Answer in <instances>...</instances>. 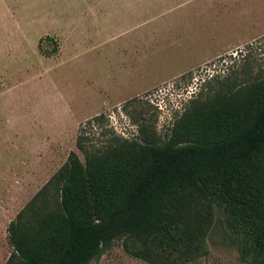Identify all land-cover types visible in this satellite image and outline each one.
Instances as JSON below:
<instances>
[{"label": "rangeland", "instance_id": "1", "mask_svg": "<svg viewBox=\"0 0 264 264\" xmlns=\"http://www.w3.org/2000/svg\"><path fill=\"white\" fill-rule=\"evenodd\" d=\"M262 76L264 0H0V264L15 213L69 151L82 160L88 118L103 116L93 143L141 122L163 139L189 100ZM186 226L197 250L174 264H249L221 207L199 202ZM124 244L88 264H149Z\"/></svg>", "mask_w": 264, "mask_h": 264}, {"label": "trees", "instance_id": "2", "mask_svg": "<svg viewBox=\"0 0 264 264\" xmlns=\"http://www.w3.org/2000/svg\"><path fill=\"white\" fill-rule=\"evenodd\" d=\"M102 117L78 127L82 160L69 151L8 222L3 264H88L122 236L132 257L183 262L201 201L225 211L239 256L264 264V76L189 100L163 139L141 122L134 138L93 143Z\"/></svg>", "mask_w": 264, "mask_h": 264}, {"label": "crops", "instance_id": "3", "mask_svg": "<svg viewBox=\"0 0 264 264\" xmlns=\"http://www.w3.org/2000/svg\"><path fill=\"white\" fill-rule=\"evenodd\" d=\"M182 70H178L176 73L181 72Z\"/></svg>", "mask_w": 264, "mask_h": 264}]
</instances>
